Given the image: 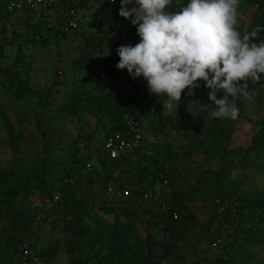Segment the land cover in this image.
Wrapping results in <instances>:
<instances>
[{
  "label": "rangeland",
  "instance_id": "1",
  "mask_svg": "<svg viewBox=\"0 0 264 264\" xmlns=\"http://www.w3.org/2000/svg\"><path fill=\"white\" fill-rule=\"evenodd\" d=\"M11 1L0 0V108L11 121L17 152L0 117V264H264V139L257 137L264 125V74L249 82L247 98L235 99L242 112L236 120L201 112L199 104L211 103L202 82L185 112L179 102L176 113L163 112L160 126L148 117L147 156L106 167V173L109 183L130 190L159 184L162 177L167 185L158 186L151 200H129L106 213L98 189L104 174L91 185L78 174L89 157L100 156L112 123L108 109L136 80L116 69L119 57L102 63L100 53L92 54V72L78 56L80 33L96 32L98 19L107 28L112 4L92 3L80 12L78 27L65 31L61 0L8 13ZM188 2L172 0L167 11ZM259 4L240 0L236 28L242 34L264 27ZM259 40L264 32L253 42ZM157 103L162 109L159 98ZM65 173L80 180L88 204L76 212L71 230L63 224L73 220L51 214L56 208L35 225L33 202L59 187ZM231 199L240 205L235 213ZM243 200L262 205L241 209Z\"/></svg>",
  "mask_w": 264,
  "mask_h": 264
},
{
  "label": "clouds",
  "instance_id": "2",
  "mask_svg": "<svg viewBox=\"0 0 264 264\" xmlns=\"http://www.w3.org/2000/svg\"><path fill=\"white\" fill-rule=\"evenodd\" d=\"M239 5L240 0H189L169 12L172 0H121L118 14L136 28L140 41L116 49V69L133 80L143 78L165 115L176 113L185 89L193 96L202 82L211 103L199 104L201 112L236 120L235 99L247 98L249 82L264 74V40L253 42L264 27L238 31Z\"/></svg>",
  "mask_w": 264,
  "mask_h": 264
},
{
  "label": "built area",
  "instance_id": "3",
  "mask_svg": "<svg viewBox=\"0 0 264 264\" xmlns=\"http://www.w3.org/2000/svg\"><path fill=\"white\" fill-rule=\"evenodd\" d=\"M105 3H110L115 5L117 0L110 2V0H101ZM51 5L49 0H13L8 3L7 11L8 13H13L17 11H37L43 6ZM117 10L113 12V18L107 21V28L105 30L107 41L103 46V50L100 53V61L104 63L105 61L112 62L118 55L116 54V49L122 45H135L139 43V36L136 34V28L132 26L129 20L119 16L120 5L117 3ZM87 6L81 3V0H77L74 3V8L70 9L64 16L65 19V31L73 30L78 27V21L81 19L80 12H84ZM81 13V14H82ZM98 30L102 29L99 19L95 22ZM111 29V30H109ZM100 65V64H99ZM96 66L95 70L98 71L101 67ZM135 86L138 87L137 92V102L136 107L133 112L125 113L122 116L123 130H114L110 132L103 143L101 144L100 155H103L107 161L119 160L128 155H142L144 153V134H145V123L148 117H153L154 110L150 107L156 95L150 94L147 86V82L143 78L135 79ZM127 92H133L132 85L126 84L124 87ZM186 93L181 94V98H188ZM162 120L165 116L162 113ZM93 161L86 162L83 168V173H90L93 171ZM167 181H162L159 184H154L148 186L146 189L142 190L141 199L144 201L151 200L155 194L158 192V186H166ZM133 198L132 192L127 187H121L120 185H114L108 183L103 192V200L107 205L117 203L122 200H127ZM62 202V196L60 191L53 192L50 196L42 198L39 202L38 200L33 202V207L35 208V216L33 223L35 225H40L42 222V215L44 213H49L53 208L58 206ZM228 204L231 208L239 207L238 201L231 199L228 200ZM38 209V210H37ZM221 214H225V209L222 207L220 209ZM177 218L176 214H173V219ZM24 255H28L27 249L23 250Z\"/></svg>",
  "mask_w": 264,
  "mask_h": 264
},
{
  "label": "trees",
  "instance_id": "4",
  "mask_svg": "<svg viewBox=\"0 0 264 264\" xmlns=\"http://www.w3.org/2000/svg\"><path fill=\"white\" fill-rule=\"evenodd\" d=\"M77 0H61L60 2L63 3V10L65 12V14L72 8H74V3ZM260 1V11L264 12V0H259ZM102 2L101 0H81V3L84 6L90 7V5L96 4ZM112 13L116 12V7H117V3L115 5L112 6ZM118 8V7H117ZM179 10V7L176 9V11ZM28 11V10H27ZM64 24H65V19L63 16H61L60 19ZM35 27V26H34ZM101 31L97 30L96 32L92 33V34H87V33H80V41L82 43L81 45V49H80V53L78 56L79 59V64L81 67H86V68H93L96 64V60H92V54L94 53H101L103 50V46L105 45V42L107 41V36H106V28L105 29H100ZM111 30V29H110ZM140 41V38H139ZM108 62V61H106ZM100 67H102V65H99ZM93 72V69H92ZM137 92H138V87L137 86H133V92H127L125 90V88L123 87L122 90H120V94L118 97V101L114 104L111 105V107L108 109V114L110 115V120L112 121L111 125L109 126V129L107 130L104 139L106 138V136L114 131V130H123V125H122V116L125 113L128 112H133L135 110V105L137 102ZM183 93H187V89L184 90ZM189 99L188 98H181L180 103L183 104V112H185V107L187 106L186 101ZM158 102V98H154L153 102L150 104V107L154 110V115H153V120L157 118L156 122L159 125V119L160 121L162 120V113L164 112L160 105L157 103ZM240 113H242L240 111ZM0 117L3 119L7 130H8V134H9V138H10V145L11 148L14 150V152H17V145H15V134L13 133V129H12V124L11 121L9 120L8 116L5 114L4 111L1 110L0 108ZM146 128V127H145ZM257 137H259V140L264 139V125H261V129L260 131L257 133ZM104 141V140H103ZM103 143V142H102ZM261 144V143H260ZM101 148V147H100ZM145 153V151H144ZM142 153V155H128L126 157H123L119 160H115V161H107L106 158H104L103 155H100L102 157H89L88 160L86 162L89 161H93V171L90 173H79V178L80 180L83 181V184H94L95 180L97 181L96 177H100L102 174L103 177H101V180L98 182V189L100 195L102 196L103 192H104V188L105 186L109 183L110 181V172L107 171L106 173V167H110L112 166L114 167H121L122 165H124L125 163H127L128 159L130 158H135L136 160L139 159V161L143 158H145L147 156V154ZM81 162V161H79ZM85 165V164H84ZM84 165L82 166V170L84 168ZM74 172V171H72ZM70 173H65L63 175V177L61 178V183L59 185V187H53V189H51V191H48L46 193L47 196H50V194H52L53 192L56 191H60L61 192V196H62V202L55 207L56 209L51 213L52 215H56V213H60L61 215L64 216V219L67 221V218L73 220L71 223H67L64 222L63 227L67 230H71L74 227V222L76 221V219L78 218L76 215V212L85 204H88L87 201L81 196V186L79 184V181L77 180H72L70 177ZM159 176V173H158ZM157 177V176H156ZM160 182L164 181L163 177L159 180ZM153 184H148V186H151ZM122 188L124 186L120 185ZM147 186V187H148ZM126 187V186H125ZM147 187L143 188L146 189ZM130 190V189H129ZM133 194V198L127 199V200H122L119 202H115L111 205H107L106 202L103 200L102 201V205H101V209L106 212V213H112L114 212V210H116L117 205L119 204H125L127 203L129 200H136V198H141L142 194V190L138 191V189H134V190H130ZM44 197H46L45 195H43ZM97 206L99 203H96ZM254 204H261V202H256V203H252L249 201H241V209H243L245 206H251ZM50 214V215H51ZM177 216V214H176ZM81 222V220H77V223Z\"/></svg>",
  "mask_w": 264,
  "mask_h": 264
}]
</instances>
